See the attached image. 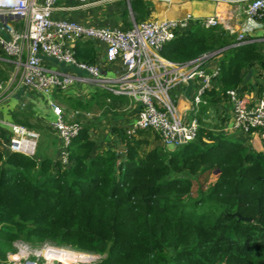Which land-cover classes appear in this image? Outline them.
I'll use <instances>...</instances> for the list:
<instances>
[{
	"label": "trees",
	"instance_id": "obj_1",
	"mask_svg": "<svg viewBox=\"0 0 264 264\" xmlns=\"http://www.w3.org/2000/svg\"><path fill=\"white\" fill-rule=\"evenodd\" d=\"M146 7L142 0L130 2L135 23ZM231 45L221 27L194 24L160 55L182 66L227 49L218 65V89L206 92L227 98L239 88L242 71L263 60L257 44ZM74 57L93 64L91 43H77ZM6 81L0 68V86ZM107 99L127 101L98 90L91 102L65 103L73 111L111 110ZM207 109L208 103L198 105L194 141L171 151L151 147L160 142L151 129L127 134L113 128L123 158L98 147L83 124L64 161L56 139L33 124L34 112L18 109L12 121L43 139L34 158L0 149V262L21 241L97 255V264H264V152L207 128Z\"/></svg>",
	"mask_w": 264,
	"mask_h": 264
},
{
	"label": "built area",
	"instance_id": "obj_2",
	"mask_svg": "<svg viewBox=\"0 0 264 264\" xmlns=\"http://www.w3.org/2000/svg\"><path fill=\"white\" fill-rule=\"evenodd\" d=\"M78 8H85L92 0H73ZM218 1V0H217ZM57 0H0V49L13 65L5 86H0V106L10 100L22 88L37 90L50 96L53 91L66 90L75 80L88 81L96 88L113 96L128 98L139 107L137 118L127 134L151 129L159 135L161 144L174 149L194 141L198 124H185L178 116L171 91L187 84L195 77H201L207 87L211 76L203 73L201 66L208 56L182 66L166 61L160 52L175 36L192 25L214 28L219 20L214 17L194 18L187 15L178 21L133 23L128 29L83 26L74 22L54 19L52 13ZM244 13L249 20L264 22V0H247ZM19 21L21 28L7 27V22ZM232 32V31H230ZM80 39H91L105 45L104 65L119 63L120 71L114 77H107L96 64H86L75 59L70 44ZM245 32L236 35L232 47L249 43ZM43 57L61 63L86 74L78 78L47 68ZM12 60V61H10ZM102 67V65L100 66ZM204 91L194 98V105L204 103ZM234 103L233 123L235 130L244 134L260 131L264 139V97L253 107L245 108L236 99L235 91L227 92ZM21 110L26 104L19 101ZM51 126L63 146L60 159L64 161L65 148L82 127L81 122L65 120L64 112L50 99ZM78 117L88 118L90 114L74 112ZM39 134L22 125L0 120V149L34 158ZM84 255L85 257H82ZM99 256L76 252L70 248L56 247L43 243L32 248L25 242H17L15 251L6 256L0 264H97Z\"/></svg>",
	"mask_w": 264,
	"mask_h": 264
},
{
	"label": "crops",
	"instance_id": "obj_3",
	"mask_svg": "<svg viewBox=\"0 0 264 264\" xmlns=\"http://www.w3.org/2000/svg\"><path fill=\"white\" fill-rule=\"evenodd\" d=\"M61 1L66 3H64L62 6L56 4V8L52 13V17L54 19L74 22L83 26L121 29H128L133 25V23H135L130 9V2L133 0H92L91 4L85 8H78V6L73 3V0ZM142 1L147 6V13L145 16H143L140 22L178 21L182 20L187 15H191L197 19L214 17L219 20V27H221L227 33L232 44L236 42L237 34L245 32L246 38L250 41L249 43H254L260 46L263 60L261 63H256L242 71L240 86L237 90H235L236 99L243 107L251 108L261 98L264 97V22L247 19L244 13V10L248 4L247 0ZM125 12H127L126 16L124 15ZM6 26L18 30L21 28V23L19 21L15 22L9 20ZM0 35L4 38L7 37L5 32H0ZM85 42H90L94 49L95 60L93 64L98 65L100 70H102V72L107 77H114L116 72L120 71L121 66L119 63H116L112 66L104 65L105 45L103 43L91 39L77 40L70 44L73 54H75V47L77 43ZM225 53H228L227 49L213 53L212 55L208 56L206 60H204L201 69L203 73L211 76L207 87L204 85V80L201 77H195L187 84L178 85L173 89V100L176 106L177 114L185 124H188L191 121H196L198 106L194 105L193 100L195 96L201 90H203L205 92L203 95V100L206 105L208 103V109L203 118L204 125L211 129L214 133L226 134L231 138L243 143L248 148H251L257 152H264V139L261 137L260 131L244 134L233 128L232 123L234 103H232L230 98H224L221 95H216L214 98H208L206 95V92H209L211 89L216 91L218 89V65L220 60L224 58ZM8 60L9 59L0 49V68L6 73L7 79L9 78L13 67V65ZM43 64L45 67L54 71L70 74L78 78H86L87 76L83 72H79L76 69L65 66L48 58L43 57ZM101 65L102 67H100ZM5 83L6 82H3L1 87L5 86ZM72 90L76 91V97L71 96ZM98 90L101 89L96 88L88 81L83 82L80 80H75L72 86L66 90L53 91L50 96L43 95L37 90L22 88L20 92L15 94L10 100L0 106V120L7 123H14L12 121V115L18 109L21 111L18 103L20 100H23V102L26 104V107L23 109V111L34 112L35 116L33 119V124H38L41 127L42 132L47 133L50 137L56 139V147L58 148V155H60V152H63L61 149L62 143L58 139L56 131L51 127L50 129L46 128L43 125L44 123L40 121V119H44L43 117L41 118L40 115L44 116L45 118L51 116V112L48 107V101L52 99L58 105V96H61L66 97V99L72 98L73 100H80L82 103H87L91 102L92 94L96 93ZM83 96H86L87 101L84 102L82 100ZM123 99L129 100L126 97H123ZM107 102L114 103L116 107H119V105L122 103L114 102L109 99H107ZM131 104L133 103L131 102ZM39 105H41V107ZM78 111L83 114H90V117L91 113L93 112H85L81 110ZM138 111L139 107L133 104L130 112H128L132 121L126 123L125 119H120L118 121L116 120V123L119 126L112 125L113 127H110V131L104 132L106 135H100L99 138L98 136L102 133V131L97 132L98 129H95V127H102V124L104 125V119H108L101 117L102 115L98 116L99 120H97L96 124L99 125H94L93 128L90 126L91 136L96 145L100 148L109 147L115 149L118 152L119 157L123 158L125 150L124 145L116 134H112V129L118 127L117 129H124V131L127 132L129 129H131L133 122L136 120ZM90 117H83L85 120H81L82 117L78 116L77 120H79L82 125H90L91 121L90 123H86L87 120L92 119ZM36 132L39 134V131ZM110 141H113V146H110ZM153 144L154 146H159L161 145V141L154 142ZM48 148L49 149L47 152H51L54 149V147Z\"/></svg>",
	"mask_w": 264,
	"mask_h": 264
},
{
	"label": "rangeland",
	"instance_id": "obj_4",
	"mask_svg": "<svg viewBox=\"0 0 264 264\" xmlns=\"http://www.w3.org/2000/svg\"><path fill=\"white\" fill-rule=\"evenodd\" d=\"M64 3H66V2H64V1H61V0H57V2H56V4L57 5H60V6H62ZM74 4H76L77 6L79 5L78 3H76V2H73ZM20 29V28H19ZM18 29V30H19ZM76 91L75 90H72L71 91V96H73V97H76ZM170 95L172 96V98H173V91H171V93H170ZM82 100L85 102V101H87V99H86V96H83V98H82ZM57 102H58V105H60V107L62 108V110H63V112H64V116H65V120L66 121H69V122H74V121H76V122H79V120H77V116L74 114V112L75 111H73V109L70 107V106H68L65 102H66V97H61V96H58V100H57ZM108 104H111V105H109V107H111V110H109V108H105V109H103V110H98L97 108H94L92 111V113H91V117L90 118H92L91 120H87L86 121V123L87 122H89L90 123V121H91V123H90V125L89 126H91V128H93L94 127V125L95 126H98L97 124H96V122H97V120H99V118H98V116H100V115H102L101 117H103V118H107L108 120H106V119H104V125L102 124V127L100 126L99 128H96L95 127V129H98L97 130V132H100V131H102V133L101 134H99V136H98V138L100 137V135H106V133H104V132H109L110 131V127L112 126V125H118L117 123H116V120L118 121V120H120V119H125V121H126V123L127 122H131L132 121V119H130V115L128 114V112H130V110H131V108L133 107V104H131V102L129 101V100H127L126 102H122L120 105H119V107H116L115 105H114V103H108ZM40 107H41V105H39ZM108 109V110H107ZM104 110H107V111H104ZM41 116V118L43 117L44 119H40V121L41 122H43L44 124V126L46 127V128H48V129H50V127L52 128V126H51V119H52V117L50 116V117H48V118H45L44 116H42V115H40ZM106 116V117H105ZM89 118V119H90ZM102 118V119H103ZM96 119V120H95ZM81 120H85L83 117L81 118ZM109 123H110V125H109ZM119 126V125H118ZM127 126V125H126ZM113 127V126H112ZM118 128V127H117ZM127 128V127H126ZM122 130H124V129H122ZM130 130V129H129ZM128 130V131H129ZM95 132V131H94ZM126 132V131H125ZM96 133V132H95ZM40 134V133H39ZM40 137H42L41 135H40ZM110 143V146H113V141H110L109 142ZM151 147H154V144H152L151 145ZM61 149H63V146H61ZM61 153V152H60ZM60 158V157H59ZM216 177H217V173H213V174H211V176L209 177V181L210 182H212V181H214L215 179H216ZM200 182H201V180H200ZM95 256H97V255H95Z\"/></svg>",
	"mask_w": 264,
	"mask_h": 264
},
{
	"label": "water",
	"instance_id": "obj_5",
	"mask_svg": "<svg viewBox=\"0 0 264 264\" xmlns=\"http://www.w3.org/2000/svg\"><path fill=\"white\" fill-rule=\"evenodd\" d=\"M167 150H169V151L174 150V147L173 146H168Z\"/></svg>",
	"mask_w": 264,
	"mask_h": 264
},
{
	"label": "bare ground",
	"instance_id": "obj_6",
	"mask_svg": "<svg viewBox=\"0 0 264 264\" xmlns=\"http://www.w3.org/2000/svg\"><path fill=\"white\" fill-rule=\"evenodd\" d=\"M82 257H85L84 255H82Z\"/></svg>",
	"mask_w": 264,
	"mask_h": 264
}]
</instances>
